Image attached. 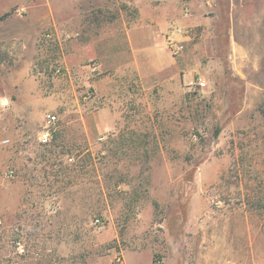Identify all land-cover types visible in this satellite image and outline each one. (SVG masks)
<instances>
[{"label": "rangeland", "instance_id": "rangeland-1", "mask_svg": "<svg viewBox=\"0 0 264 264\" xmlns=\"http://www.w3.org/2000/svg\"><path fill=\"white\" fill-rule=\"evenodd\" d=\"M214 3L177 55L125 0L0 38V264H264V0Z\"/></svg>", "mask_w": 264, "mask_h": 264}, {"label": "crops", "instance_id": "crops-1", "mask_svg": "<svg viewBox=\"0 0 264 264\" xmlns=\"http://www.w3.org/2000/svg\"><path fill=\"white\" fill-rule=\"evenodd\" d=\"M82 0H0V29L7 25H16L20 29L0 31V38H25L26 30L30 38H37L38 31L48 25L70 21L76 16L78 5ZM132 7L137 12L134 20H122L115 23L109 38L115 41L114 50L128 52L137 45L136 38H148L157 32L165 38L167 22L174 21V37L189 38L181 32L179 25H195L199 15L196 12L214 7V0H132ZM12 11V12H11ZM188 11L189 13L182 12ZM203 17V15H202ZM177 24H176V23ZM173 25V24H172ZM158 38V36H156ZM163 42L166 45L165 40ZM158 65L156 61L153 62Z\"/></svg>", "mask_w": 264, "mask_h": 264}, {"label": "built area", "instance_id": "built-area-1", "mask_svg": "<svg viewBox=\"0 0 264 264\" xmlns=\"http://www.w3.org/2000/svg\"><path fill=\"white\" fill-rule=\"evenodd\" d=\"M126 2H131L132 0H125ZM174 30L175 28H173V30L169 31L166 35H165V42L169 47V50L171 51L172 54L177 55L180 52H182L183 50V44L181 41L177 40L174 37ZM55 121H56V116L54 114H47L44 118L43 121V129L41 131V136H40V140L42 142H48L52 136V132L54 130V125H55ZM8 139H1L0 140V145H5L6 143H8ZM71 160V159H70ZM96 221H98V219H96Z\"/></svg>", "mask_w": 264, "mask_h": 264}, {"label": "trees", "instance_id": "trees-1", "mask_svg": "<svg viewBox=\"0 0 264 264\" xmlns=\"http://www.w3.org/2000/svg\"><path fill=\"white\" fill-rule=\"evenodd\" d=\"M49 144V143H48ZM47 143H44V145H48Z\"/></svg>", "mask_w": 264, "mask_h": 264}]
</instances>
